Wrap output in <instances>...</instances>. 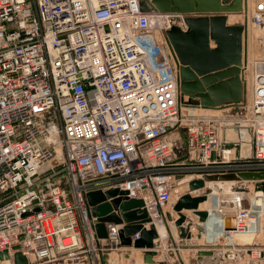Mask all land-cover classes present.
<instances>
[{
    "label": "built area",
    "instance_id": "2783aa9c",
    "mask_svg": "<svg viewBox=\"0 0 264 264\" xmlns=\"http://www.w3.org/2000/svg\"><path fill=\"white\" fill-rule=\"evenodd\" d=\"M249 12L264 32V0ZM185 18L145 13L139 0H0V264L17 253L27 264H101L99 252L122 247L123 225L107 224L98 239L91 192L142 200L157 223L184 180L264 171V69L254 68L246 115L255 160L238 161L220 147L218 121L184 106L190 96L164 32L187 30ZM248 182L255 189L239 186ZM243 200L222 235L261 229L262 205ZM241 246H218L223 262L248 255Z\"/></svg>",
    "mask_w": 264,
    "mask_h": 264
},
{
    "label": "water",
    "instance_id": "95a60500",
    "mask_svg": "<svg viewBox=\"0 0 264 264\" xmlns=\"http://www.w3.org/2000/svg\"><path fill=\"white\" fill-rule=\"evenodd\" d=\"M140 8L143 12L155 15L179 14L186 15L185 24L187 30L179 26H173L164 32L168 41L180 61L185 65V71H198L201 75H211L217 80L225 78L234 72H241L242 58H245L246 66L248 37L250 33L249 24L231 25L228 22L229 15L247 11V0H139ZM257 35H262L263 28H253ZM242 34L244 35L242 47ZM243 76V73H242ZM244 82V98L242 103H230L220 105L211 96L210 92L203 91L192 84L181 81L180 90L183 94L189 95L188 102L184 105L188 108H203L207 110H222L234 108L240 113L247 101V84ZM185 133V130H184ZM235 134H239L240 141L234 139ZM222 149H235L237 160H255V138L253 130L240 123L227 125L221 130ZM244 147L248 150V156L244 154ZM189 181L186 192L177 198L173 205V211L178 215L174 221L179 230L181 239L190 240L192 238L191 228L198 230V238H202L206 231L203 224L209 219V211L202 209V205L207 203L209 195L216 189L223 193L224 187L221 182H255V191L264 194V171L263 172H243L239 174H214L205 175L203 178ZM247 189L237 184H232L229 191L245 192ZM124 193L117 189L95 191L87 194L86 199L92 207V216L98 217L95 230L98 239H106L107 224L114 223L123 225L119 231L120 244L122 247L133 248L132 252L125 256H120V264H125L124 258L135 259L136 250H143V262L145 264H165L157 263L155 256L162 248L160 232L157 224L150 218L148 211L143 208L144 203L139 199H129L122 197ZM120 195V196H118ZM117 210L119 212H114ZM192 211L193 215L199 218V223L190 220L183 211ZM39 211V209H36ZM167 220H173L171 214H162L161 223L167 231V236L171 240L172 233ZM235 219L232 218V223ZM139 234V238L134 240L132 236ZM221 252H218L220 254ZM213 250L200 249L197 253L198 260L203 261L205 257H213ZM101 264H108V255L99 252ZM179 260L181 256L177 253ZM8 258L7 252L0 253V260ZM27 258L21 253L15 255V264H27ZM181 264L182 261H181Z\"/></svg>",
    "mask_w": 264,
    "mask_h": 264
},
{
    "label": "rangeland",
    "instance_id": "374dc122",
    "mask_svg": "<svg viewBox=\"0 0 264 264\" xmlns=\"http://www.w3.org/2000/svg\"><path fill=\"white\" fill-rule=\"evenodd\" d=\"M248 6L250 10V8L252 7V0H248ZM228 21H229V24L231 25H244L245 22L247 21L249 24L248 26L251 27V32L249 33L248 47H247V59H246L247 67L249 65L247 71L245 70L246 68L243 69L245 58H242V66H241L242 72L241 73L233 71L230 75L225 76V78L217 80L214 77H211V75H201L198 71H195L193 69H192V72L190 73L185 71V65L182 64V62L180 61V58L176 54L178 64H179L178 65L179 66L178 67L179 77L181 81L183 80L185 83L192 84L195 87L200 88L201 90L207 91V92H209V90L211 89L215 90L217 86L219 85L225 86L226 89L223 90V92L225 91V93L222 94L219 91L220 94L218 93V96H217L220 99H224L220 101V105L243 102V98H244L243 78L245 79L246 84H247V101H246L247 107H245L244 109H241L240 113L235 112L234 108L232 107L222 109L220 110L221 112L214 111V110L212 111L208 110L207 112L194 111V113L196 114L204 113V114H208L209 116L214 117L218 121V125H220L221 130L224 129L226 125L228 126L235 125L236 123H239V124L241 123L242 126H248L246 123L247 122L246 120L249 118H246V115L251 116L252 114V110H251L252 97L250 95V92H252V88H253V76L255 72L254 68L259 67L256 65V63L259 60L264 61V32H262V35H257L253 31V27L250 25L251 20L249 21L247 19V11L229 15ZM243 39H244V35L242 34V47L244 46ZM242 73H243V76H242ZM250 87H251V91H249ZM232 184L234 183H230L227 187H224L223 185L225 191L222 193L223 199L221 201H218L219 203L218 206L215 205L216 198L211 197L209 199V203L207 204V211H209V219L210 218L213 219L211 221L212 229L213 230L216 229L217 231L219 230V227H217L216 225V221H215L216 218L214 217V213L216 210H219L220 208V210H224L226 214L228 212V214L231 215L232 213H234V210L237 208V205H238L237 204L238 200L236 197H240L242 199L245 198L246 204L248 203L250 204L251 200L255 199L257 203L262 205V208H260L261 209V229L259 231H254V232L250 231L248 233L246 232L244 234H240L231 241H222V242H219V244H222V246H228L227 248H231L233 246H235L236 248H240L241 245L242 246L246 245V248L249 249V254L247 255L246 252H240V259L237 261V264H264V201H263L264 198L262 195H258L257 193L255 194L256 191L253 188V185H252L253 183H250V182L246 183L244 187L247 190L245 192H237V191L230 192L229 187ZM178 189L180 190L181 193H183L186 189L185 184L178 186ZM219 195H221V193ZM254 195L256 198L254 197ZM221 198L222 197H220V199ZM166 209L172 210L173 208H171V206L168 205ZM189 215L193 218L195 216L193 215V213H189ZM197 220H199V218ZM221 236H224V235H221ZM242 246H241V249H242ZM244 248L245 247H243V249ZM252 251L255 252V256L252 255L251 253ZM258 252L259 253L261 252L260 256L257 255Z\"/></svg>",
    "mask_w": 264,
    "mask_h": 264
},
{
    "label": "crops",
    "instance_id": "0c3cea01",
    "mask_svg": "<svg viewBox=\"0 0 264 264\" xmlns=\"http://www.w3.org/2000/svg\"><path fill=\"white\" fill-rule=\"evenodd\" d=\"M249 28L251 30V27H249ZM249 91H251V87H250ZM250 95H251V92H250ZM247 127L250 128L249 126H247ZM234 139L237 141H240L239 134H235ZM244 154L246 157L249 154L246 147H244ZM221 183H222L221 184L222 186L224 185V187H227L230 183H233V182H230V183L221 182ZM234 184H237L239 186V182H234ZM185 192H186V189L183 192V194ZM218 197H219L218 201H221L223 199V194L221 193V195H218ZM220 197H222V198L220 199ZM236 198L238 199V197H236ZM176 201H177V198L170 204L171 208H173V205L176 203ZM218 201L215 200V205H217V206L219 204ZM243 203L246 205L245 198L243 200ZM188 211L189 210H185L183 212L186 213V215L190 216ZM189 212L192 213V211H189ZM163 213H164L165 217H166V215L171 214V216L173 218V220H167V222H168V226H169L171 233H172V239L174 241V244H172L171 240L168 238L166 229H164L163 233H162V231H160L161 232L160 233V240L162 242V248L159 251H157L158 254H157V256H155V261L157 263L164 262L165 264H181V261H182L183 264H226L225 262H223L222 256H220L218 254V252L222 251L218 246H222V244L219 245V244H217L218 242H212L210 239V236L208 235L207 232L205 233V235L202 238H198V230L195 227L191 228L192 238L190 240L181 239L179 237L180 232L174 224V221L178 218V215L173 211V209L172 210L165 209ZM197 219H198V217L194 216V218L191 217L190 220L193 221L194 223H199V220H197ZM157 226H158V224H157ZM209 227H212V226H210V223H206V230L207 231H208ZM237 236H235V237H237ZM200 249L213 250L215 254L213 257H205L203 261H199L197 253ZM132 250H133V248L121 247V248L113 250L111 253H109L108 257H109L112 264H120V256H122V255L125 256L126 254H129L130 251L132 252ZM177 253H179L181 256L180 260L177 257ZM135 255H136L135 259H133V260L124 258L125 264H145L143 262V250H136ZM187 257H188V259H187ZM187 260H188V262H187Z\"/></svg>",
    "mask_w": 264,
    "mask_h": 264
},
{
    "label": "bare ground",
    "instance_id": "6f19581e",
    "mask_svg": "<svg viewBox=\"0 0 264 264\" xmlns=\"http://www.w3.org/2000/svg\"><path fill=\"white\" fill-rule=\"evenodd\" d=\"M249 6H248V0H247V8H248ZM249 17H250V19H249ZM235 18V17H234ZM233 18V19H234ZM247 19L250 21L251 19H252V13L251 12H249V8L247 9ZM230 22H232V21H230ZM153 24H155V28L157 29V30H164V29H168L169 28V25L167 24V22L164 20V19H161V18H154L153 19ZM233 24V23H232ZM263 60H259L258 62H257V66H259V69H261V68H263L264 69V64H262L261 65V63H264V61L262 62ZM248 67H249V65H248ZM248 67H247V64H246V66L244 65V67H243V69L244 68H246L245 70L247 71V69H248ZM241 68V67H240ZM241 72H242V69H241ZM240 72V73H241ZM258 73V72H257ZM246 82V81H245ZM251 84V83H250ZM249 86V85H248ZM226 88H225V86H223V85H219V86H217V88L214 90V89H211V90H209V92H210V94H211V96L213 97V99L216 101V103H220V101H222V100H224V99H220V98H218L217 96H218V93H219V91H220V93H222V94H224L225 93V91L223 92V90H225ZM216 91V92H215ZM219 93V94H220ZM251 97H252V92H251ZM238 99V98H237ZM245 107H247V105L246 106H244V108ZM193 109H198V111H205V112H207L208 110H206V109H203V108H193ZM212 111V110H211ZM214 111H220V110H214ZM221 112V111H220ZM261 124H262V122H261ZM224 183H226V182H224ZM227 183H230V182H227ZM219 184H222V183H219ZM226 185V184H225ZM186 188V187H185ZM217 193H219L216 189H213V192L211 193V196L210 197H215L216 195H219V194H217ZM258 194V195H262L263 196V198H264V195L261 193V192H255V194ZM239 194V193H238ZM241 194V193H240ZM239 196V195H238ZM218 197V196H217ZM242 200V198H240L239 197V199H238V201L237 202H239V200ZM209 203V200H208V202L207 203H205V204H203L202 205V209H204V210H207V204ZM188 213H191V212H189L188 211ZM186 214V213H185ZM191 217V216H190ZM214 217L216 218V225H217V227H219V230L217 231L216 229L215 230H213L212 229V227H209L208 228V231L206 230V224H203V226H204V228H205V231L208 233V235L210 236V239H211V241L212 242H222V241H231L235 236H237V235H240V234H244V233H240V232H238V231H236V232H234V231H231V232H229L228 231V233H231V235H227V234H224V236H221L222 234H221V231H222V226H224V228H232V218H230L231 216H229L228 214H226L225 212H224V210H220V208H219V210H216L215 211V213H214ZM213 219L212 218H210V219H208V221H207V223H210V226H211V221H212ZM156 224H158V226H157V228H158V230H159V232L160 231H162V233L164 232V227L162 226V223L161 222H157ZM223 232H225V231H223ZM233 232V233H232ZM161 233V232H160ZM249 241V240H248ZM136 256V255H135ZM108 264H112L111 263V261H110V259H109V261H108Z\"/></svg>",
    "mask_w": 264,
    "mask_h": 264
}]
</instances>
